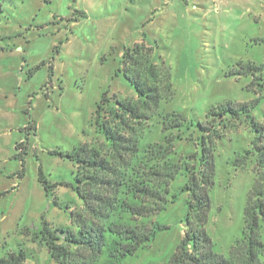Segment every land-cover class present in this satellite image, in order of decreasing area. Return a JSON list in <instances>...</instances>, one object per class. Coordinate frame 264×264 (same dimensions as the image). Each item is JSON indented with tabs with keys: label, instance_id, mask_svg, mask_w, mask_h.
I'll return each mask as SVG.
<instances>
[{
	"label": "rangeland",
	"instance_id": "rangeland-1",
	"mask_svg": "<svg viewBox=\"0 0 264 264\" xmlns=\"http://www.w3.org/2000/svg\"><path fill=\"white\" fill-rule=\"evenodd\" d=\"M142 41L173 84V97L158 113L186 121L165 132L155 113L142 147L174 136L173 162L199 157V123L211 124L209 111L254 102L258 129L245 116L231 115L218 128L206 226L214 251L225 257L242 238L248 194L258 178L254 142L264 144V0H0V259L24 250L25 264H56L41 240L43 223L73 229L71 214L83 202L74 189L76 164L53 152L104 143L97 105L105 93L137 99L123 54ZM251 66L261 70L252 74ZM187 181L184 169L171 184L175 203L144 220L166 229L120 264L171 260L185 234ZM96 264L114 263L105 254Z\"/></svg>",
	"mask_w": 264,
	"mask_h": 264
},
{
	"label": "trees",
	"instance_id": "trees-1",
	"mask_svg": "<svg viewBox=\"0 0 264 264\" xmlns=\"http://www.w3.org/2000/svg\"><path fill=\"white\" fill-rule=\"evenodd\" d=\"M123 59L125 76L135 86L137 99L103 95L94 118L104 143H86L67 153L53 152L76 164L74 189L83 205L71 214V230L55 229L44 221L41 240L51 258L56 264H96L106 254L111 263L120 264L135 255L152 242L157 231L166 229L144 220L175 203L171 184L185 169L188 181L184 190L189 195L185 234L171 260L163 264H264V144L258 147L254 142L259 152L258 178L248 194L242 238L225 257L214 251L206 231L212 207L210 193L215 187L214 145L220 138L218 128L231 115L235 120L245 116L258 129L251 117L254 102L228 103L210 110L211 124L199 123L204 134L200 156L190 155L176 163L172 161L176 137H168L161 144H141L155 113L165 132L180 129L186 122L180 114L158 113L162 101L174 95L169 71L155 63L153 49L143 41L128 48ZM260 70L250 67L252 74ZM17 149L25 151L23 144ZM40 181L49 194L51 185L42 172ZM26 261L27 253L21 250L1 258L0 264Z\"/></svg>",
	"mask_w": 264,
	"mask_h": 264
},
{
	"label": "water",
	"instance_id": "water-1",
	"mask_svg": "<svg viewBox=\"0 0 264 264\" xmlns=\"http://www.w3.org/2000/svg\"><path fill=\"white\" fill-rule=\"evenodd\" d=\"M185 227H186V225H185ZM185 233V232H184Z\"/></svg>",
	"mask_w": 264,
	"mask_h": 264
},
{
	"label": "crops",
	"instance_id": "crops-1",
	"mask_svg": "<svg viewBox=\"0 0 264 264\" xmlns=\"http://www.w3.org/2000/svg\"><path fill=\"white\" fill-rule=\"evenodd\" d=\"M138 43H140V42H138Z\"/></svg>",
	"mask_w": 264,
	"mask_h": 264
}]
</instances>
